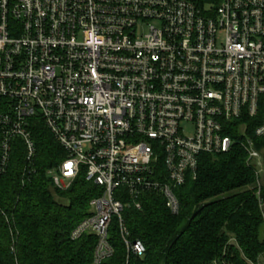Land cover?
Instances as JSON below:
<instances>
[{
	"label": "built area",
	"instance_id": "obj_1",
	"mask_svg": "<svg viewBox=\"0 0 264 264\" xmlns=\"http://www.w3.org/2000/svg\"><path fill=\"white\" fill-rule=\"evenodd\" d=\"M244 119L264 139V0H0V173L17 142L34 173L42 123L65 153L54 187L83 176L101 190L70 235L95 236L91 264L114 254L113 218L126 264L143 256L124 209L157 194L178 215L175 190L203 155L241 146L260 196L263 159L248 125L236 129ZM244 261L264 264V252Z\"/></svg>",
	"mask_w": 264,
	"mask_h": 264
},
{
	"label": "trees",
	"instance_id": "obj_2",
	"mask_svg": "<svg viewBox=\"0 0 264 264\" xmlns=\"http://www.w3.org/2000/svg\"><path fill=\"white\" fill-rule=\"evenodd\" d=\"M258 122L244 119L235 126L248 125V135L264 157V139L253 136ZM32 133L37 149L34 173L26 169L19 142L7 170L0 173V264H91L95 236L71 240L70 235L91 215L89 204L101 190L83 176L65 191L55 188L49 172L62 163L65 153L42 123ZM255 172L236 144L228 153L200 157L196 178H187L175 190L178 215H171L157 194L144 196L140 210L124 209L129 240L145 247V254L131 255L128 264H211L223 257L230 264L256 261L264 252L259 206L264 189L257 196ZM108 236L114 254L102 264H126L117 218L112 219ZM229 237L237 248L229 246Z\"/></svg>",
	"mask_w": 264,
	"mask_h": 264
},
{
	"label": "rangeland",
	"instance_id": "obj_3",
	"mask_svg": "<svg viewBox=\"0 0 264 264\" xmlns=\"http://www.w3.org/2000/svg\"><path fill=\"white\" fill-rule=\"evenodd\" d=\"M263 151L261 152V156H262V159H263V165H264V157H263ZM257 178V177H256ZM259 184L261 185V188L264 189V173L262 176L259 177V180H258ZM261 232H264V224L262 226V229H261ZM228 244L229 246H232L234 248H237L236 246V242H235V239L232 238V237H229L228 239Z\"/></svg>",
	"mask_w": 264,
	"mask_h": 264
}]
</instances>
